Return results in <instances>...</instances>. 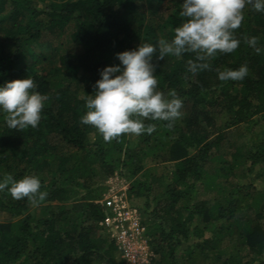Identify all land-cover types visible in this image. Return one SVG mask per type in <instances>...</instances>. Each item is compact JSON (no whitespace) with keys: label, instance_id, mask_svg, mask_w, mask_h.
Returning a JSON list of instances; mask_svg holds the SVG:
<instances>
[{"label":"trees","instance_id":"16d2710c","mask_svg":"<svg viewBox=\"0 0 264 264\" xmlns=\"http://www.w3.org/2000/svg\"><path fill=\"white\" fill-rule=\"evenodd\" d=\"M182 2L0 0V84L29 76L48 97L35 128L10 129L0 117V177L36 175L47 193L33 204L0 192V212L17 218L0 224V264H121L99 225L105 181L114 173L126 182L145 176L129 185L127 198L140 213L154 264H264V193L254 186L264 182V12L246 5L234 30L239 47L217 52L195 74L187 66L193 53L153 56L157 89L175 90L183 100L171 127L145 119L155 125L152 134L106 142L80 122L100 70L120 63L116 53L171 40ZM250 37L261 52L247 44ZM46 38L65 39L56 65L33 51ZM244 64L243 80L218 79L219 71ZM146 159L174 164L160 196L143 170ZM238 169L251 178L227 188L221 181ZM201 189L215 196L199 199Z\"/></svg>","mask_w":264,"mask_h":264},{"label":"clouds","instance_id":"9594fccd","mask_svg":"<svg viewBox=\"0 0 264 264\" xmlns=\"http://www.w3.org/2000/svg\"><path fill=\"white\" fill-rule=\"evenodd\" d=\"M246 5L264 12V0H183L179 11L183 20L174 28L171 40L160 38L155 44L140 43L134 49L116 53L120 63L100 70L94 95L85 97L86 112L80 122L93 126L106 142L118 139L121 134H152L155 125H146L145 119L166 121L171 127L182 116L183 100L175 90L165 94L157 89L153 56L158 54L157 59H164L168 55L193 53L195 58L187 62L188 70L195 74L207 69L208 58L217 52H234L239 47L234 30L244 19ZM246 42L257 53L261 52L256 46L257 37ZM247 74L248 67L244 64L219 71L218 79L238 81ZM36 89V82L29 76L0 84V117L8 128L23 130L38 126L48 97ZM5 190L13 199H27L33 204L47 195L41 191V180L36 175L15 179L5 174L0 177V192Z\"/></svg>","mask_w":264,"mask_h":264},{"label":"built area","instance_id":"2783aa9c","mask_svg":"<svg viewBox=\"0 0 264 264\" xmlns=\"http://www.w3.org/2000/svg\"><path fill=\"white\" fill-rule=\"evenodd\" d=\"M101 202L106 213L99 225L113 240L121 264H154L145 226L138 210L128 202L126 187L108 188Z\"/></svg>","mask_w":264,"mask_h":264},{"label":"rangeland","instance_id":"374dc122","mask_svg":"<svg viewBox=\"0 0 264 264\" xmlns=\"http://www.w3.org/2000/svg\"><path fill=\"white\" fill-rule=\"evenodd\" d=\"M71 30H68V33H70ZM65 39H61L60 41H55L51 38H46L44 40H42V42L40 43V45H34L33 46V51L35 53H39V52H45L46 54H49V58L48 62L51 63L52 65H56L57 64V58H58V54L56 51L58 52H64L66 50L65 46L66 44L64 43ZM261 129H264V127H261ZM242 132V131H241ZM230 136V138L236 139V137L233 134H228ZM226 152V151H223ZM207 170L209 172H211L215 167L216 164H212L210 163L209 166H207ZM174 169V164L173 163H165V164H154L151 160L146 159L143 161V170H146L145 173L149 174V179L151 180V182H153L154 184H156L158 186V192L157 195L160 196L161 195V191L159 189H161L163 187L164 184L168 183V181L171 178L172 172ZM145 178L144 174L140 175L138 177H136V180H143ZM251 178L250 175H247L245 170H240L238 169L236 171V176L234 177H230L228 179V181H224L222 180L221 182H225V186L227 188H229L230 186L237 184L239 182H242L244 180H249ZM131 181H125L123 179H121L119 177V175L117 173H114L112 176L108 177L105 181V184L108 186V188L112 187V188H119L121 187V185H124L126 187V189H128L129 185L131 183H134V180ZM254 186L256 188V192H260V193H264V182H255ZM105 196V195H104ZM103 196V197H104ZM215 196V193L211 190H203L201 189V193L199 195V199H204V200H211L213 197ZM103 199V198H102ZM70 203H52V208L55 209L56 206H69ZM40 208L36 207L34 209V213L35 215L39 214ZM17 218H12L9 214L4 213V212H0V224L1 223H9V222H13L14 220H16ZM194 264H204L203 259L200 260H196L193 262Z\"/></svg>","mask_w":264,"mask_h":264}]
</instances>
